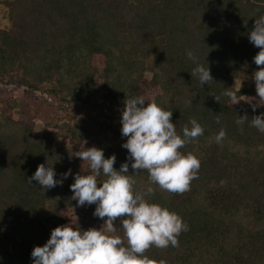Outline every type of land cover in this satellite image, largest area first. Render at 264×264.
<instances>
[{
  "label": "trees",
  "instance_id": "1",
  "mask_svg": "<svg viewBox=\"0 0 264 264\" xmlns=\"http://www.w3.org/2000/svg\"><path fill=\"white\" fill-rule=\"evenodd\" d=\"M3 11L10 26H0V81L27 89L8 99L0 114V264H33V248L57 226L84 231L104 224L99 217L91 221L95 204L78 206L71 199L70 185L83 168L74 155L93 146L105 158L116 156V170L127 162L134 190L152 186L154 195L146 199L188 225L178 247L152 246L145 253L150 259L264 264V132L251 126L253 116L264 114V102L255 81L240 90L233 85L238 76L253 80L259 70L253 57L260 49L249 34L264 15V0H0ZM197 63L209 67L213 81L201 86L191 76ZM228 88L245 100L233 104L223 94ZM138 96L173 112L181 138L192 118L204 129L180 149L200 160L198 178L183 194L149 185L146 170L131 168L120 121L125 99ZM245 114L248 120L238 125ZM38 118L47 129L65 118L69 143L58 144L51 133L34 136ZM221 128L226 137L217 143ZM40 164L52 166L57 180L71 174L51 189L28 184ZM82 174H90L89 166ZM105 179L101 174L98 184ZM114 226L123 236L121 218Z\"/></svg>",
  "mask_w": 264,
  "mask_h": 264
},
{
  "label": "clouds",
  "instance_id": "2",
  "mask_svg": "<svg viewBox=\"0 0 264 264\" xmlns=\"http://www.w3.org/2000/svg\"><path fill=\"white\" fill-rule=\"evenodd\" d=\"M249 40L260 49L253 57L259 68L253 73V78L259 100L264 102V15L255 19ZM186 55L194 63L197 62L193 51H187ZM191 76H197L201 86L213 81L209 67L199 63ZM230 89H225L223 94L233 104L242 100L238 99L237 92ZM215 99L218 101L217 97ZM172 115L173 112L164 110L154 99L146 101L143 96L126 98L120 123L121 134L127 140L122 147L128 150V160L133 161L131 168L136 173L143 170L148 172L149 185H157L169 193L183 194L198 178L200 160L193 153L184 154L180 149L203 135L204 129L192 118L189 121L191 129L185 125L181 138L172 122ZM219 115H216L217 123H220ZM247 120L245 114L236 123L243 125ZM251 126L264 132V114L253 116ZM225 137L226 132L221 128L215 139L220 143ZM74 156L88 163L90 174H82V167L81 172L75 174L74 183L70 185L73 193L71 199L78 206L95 204L93 216L104 220V224L99 229L93 227L84 231L70 224L57 226L43 246L33 248V264H167L163 259H150L145 253L152 246L160 249L169 245L178 247L179 235L188 230L182 218L167 207L146 199V196L154 195L152 186H148L144 192H136V181L134 175L129 174V164L122 163L120 169L116 170L114 154L105 158L103 150L93 146L83 147ZM70 174L69 169L61 174V180H57L52 166L40 164L27 183L31 184L34 180L41 188L51 189L62 185L63 179ZM101 174L107 179L98 184L97 178ZM117 218H121L119 229L123 230V236L116 234L118 228L114 222Z\"/></svg>",
  "mask_w": 264,
  "mask_h": 264
},
{
  "label": "rangeland",
  "instance_id": "3",
  "mask_svg": "<svg viewBox=\"0 0 264 264\" xmlns=\"http://www.w3.org/2000/svg\"><path fill=\"white\" fill-rule=\"evenodd\" d=\"M0 26L4 27L5 29L9 28L10 26V19L8 18V16L6 15L4 11L0 15ZM150 59H151V56H148L146 60L147 65L150 64ZM144 76L146 78H149L151 76V71L149 69V66L145 68ZM253 81L255 80L254 79L250 80L247 77L238 76L234 80L233 85L235 88L238 89V88L250 85L251 83H253ZM26 89H27L26 86H23V85H17L12 82L0 81V114L2 111V107L5 105L8 99L13 100V99L21 98L23 95V92ZM33 93L34 95L42 99H46L45 101H48V102L53 101L52 99L49 100L48 98H45L44 94H46L47 96L49 95L41 90H36ZM245 97L246 96H239L238 99H242V100H240L236 104L240 105L245 100ZM54 103H56V101ZM13 117L14 118L17 117V109L13 111ZM65 122H66V119L63 118L58 121L57 127L47 129L45 128L43 121H41L39 118L35 119L33 129H32V134L34 136H40V135H43L44 133H51V135H54L56 137L58 144H67L69 143V138H68L66 129L63 127ZM82 164H83L84 169H86L89 166L87 162H82ZM96 220H97V217H94L91 219L92 222H95Z\"/></svg>",
  "mask_w": 264,
  "mask_h": 264
},
{
  "label": "built area",
  "instance_id": "4",
  "mask_svg": "<svg viewBox=\"0 0 264 264\" xmlns=\"http://www.w3.org/2000/svg\"><path fill=\"white\" fill-rule=\"evenodd\" d=\"M44 96H45V97H47V95H46V94H44ZM48 99L50 100V98H49V97H48Z\"/></svg>",
  "mask_w": 264,
  "mask_h": 264
}]
</instances>
